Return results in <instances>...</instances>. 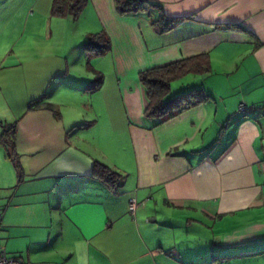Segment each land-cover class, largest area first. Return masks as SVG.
Here are the masks:
<instances>
[{
  "label": "crops",
  "instance_id": "crops-1",
  "mask_svg": "<svg viewBox=\"0 0 264 264\" xmlns=\"http://www.w3.org/2000/svg\"><path fill=\"white\" fill-rule=\"evenodd\" d=\"M147 1L122 15L115 0H89L75 20L53 17L54 0H0V245L9 257L264 264V114L238 111L264 107V0ZM163 16L177 19L166 33L154 24ZM84 28L111 42L79 60L91 80L72 75L67 46H52L54 35ZM26 37L37 48L19 54ZM200 56L209 70L204 62L188 73L185 89L209 99L164 123L147 118L140 73ZM100 74L101 89L85 92ZM85 105L91 121L80 122ZM11 124L12 147L1 140ZM96 163L120 175L117 188L94 174Z\"/></svg>",
  "mask_w": 264,
  "mask_h": 264
},
{
  "label": "trees",
  "instance_id": "trees-1",
  "mask_svg": "<svg viewBox=\"0 0 264 264\" xmlns=\"http://www.w3.org/2000/svg\"><path fill=\"white\" fill-rule=\"evenodd\" d=\"M117 10L122 15L134 14L144 12L148 7L153 4L147 0H115ZM89 0H54L52 7V16L57 18L72 17L77 20L82 15ZM177 23V19H171L163 16L161 20L154 24L161 29L162 33L172 30ZM85 52L88 54V58L103 56L111 50V42L105 33L90 34L87 36V41L83 45ZM204 62L209 70L208 60L204 59V56L184 59L179 62H175L163 67H157L149 70H145L140 73V82L145 88L146 98L148 106L146 109V117L150 119L160 120L164 123L171 120L186 110L197 106L198 104L209 99V95L204 89H192L187 92L181 93L176 97L169 98L168 95L171 92L172 82L185 77L191 72H201ZM104 82L102 75H98L97 79L88 83L84 87V91L88 93H94L101 89ZM38 101L32 102L29 105V110H34L37 107ZM35 105V107H34ZM90 126L85 124L79 126L83 128ZM1 140L9 146L14 145V134L16 124L7 125L4 128ZM17 170L20 175V181L22 180V170L19 164H17ZM94 174L102 180L103 183L109 185L112 188H117L119 184L120 175L115 173L105 165L96 163L94 167ZM119 181V182H118Z\"/></svg>",
  "mask_w": 264,
  "mask_h": 264
},
{
  "label": "rangeland",
  "instance_id": "rangeland-1",
  "mask_svg": "<svg viewBox=\"0 0 264 264\" xmlns=\"http://www.w3.org/2000/svg\"><path fill=\"white\" fill-rule=\"evenodd\" d=\"M85 27L87 28V26H85ZM86 28H84L83 30H79V32H78L79 37L78 36L75 37L76 39H79L82 36L81 37L82 39H79L78 43H76L75 38L74 39L70 38L69 36L65 35L63 32H61L60 34L54 35V40H52V46H60V47L61 46H67V49H68L67 50V55H68L67 56V60L69 61L71 59L70 63L74 62L73 59H75L76 63L78 64V62H80L79 61L80 59H81V62H83L82 59L85 58V52H84L85 50H84L83 45L87 41V35L88 34H87V31H86ZM70 39H72L73 42L75 41L74 45L72 43V40H70ZM92 59H94V58H92ZM73 66L75 68V63H72V67ZM72 67H71V71L74 70V69H72ZM78 69L79 70H77L75 73H74V71L72 72V75L76 76V79H79V80H91V79H87L86 78V76H87L86 73L87 72H82V70H84V65L82 66V65L78 64ZM100 75H102V74H100ZM185 77L182 78V79L175 80V81L172 82V85H171L172 89H171L170 94L168 95V99L169 98H173V96L174 95L176 96V94H178L179 92H185L187 90V89H185V87H187L188 83L190 82L189 80L191 78H185ZM86 109H87V106L85 105L84 108H83V116L79 119L80 122L91 121V120H88V119L85 118L86 116H88L87 115L88 113L86 112ZM118 180L121 181L122 180L121 177ZM188 230H191V229H188ZM185 231H186L185 227H183V225H181L180 229L177 228L176 233L178 232V234H177L176 237H182L185 234ZM190 233L192 235L191 237H202V233L201 232H197V231L196 232L195 231L192 232V231H190ZM162 237H173V236H172V234H169L166 229H164V232H162Z\"/></svg>",
  "mask_w": 264,
  "mask_h": 264
},
{
  "label": "built area",
  "instance_id": "built-area-1",
  "mask_svg": "<svg viewBox=\"0 0 264 264\" xmlns=\"http://www.w3.org/2000/svg\"><path fill=\"white\" fill-rule=\"evenodd\" d=\"M238 111L240 113H248L253 111H259L261 114H264V107L261 106H248L246 104L239 105ZM138 204L135 199L130 201L129 211L131 216L136 215ZM2 222V215L0 213V226ZM0 264H23L20 260L16 258L9 257L5 249L0 245Z\"/></svg>",
  "mask_w": 264,
  "mask_h": 264
},
{
  "label": "snow or ice",
  "instance_id": "snow-or-ice-1",
  "mask_svg": "<svg viewBox=\"0 0 264 264\" xmlns=\"http://www.w3.org/2000/svg\"><path fill=\"white\" fill-rule=\"evenodd\" d=\"M37 38L36 37H31V40L34 41L36 40ZM26 40V44L23 45L21 47V49L19 50V54H28L29 52H35L36 48H37V45L35 43H29V38H25ZM44 51V55L47 56L48 55V52L47 50H43Z\"/></svg>",
  "mask_w": 264,
  "mask_h": 264
}]
</instances>
